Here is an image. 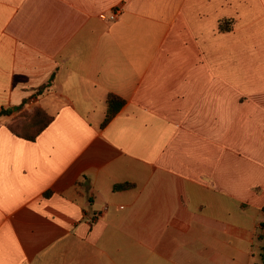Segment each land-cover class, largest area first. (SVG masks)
<instances>
[{"label": "crops", "instance_id": "0c3cea01", "mask_svg": "<svg viewBox=\"0 0 264 264\" xmlns=\"http://www.w3.org/2000/svg\"><path fill=\"white\" fill-rule=\"evenodd\" d=\"M2 110L0 264L260 263L264 0H0Z\"/></svg>", "mask_w": 264, "mask_h": 264}, {"label": "trees", "instance_id": "16d2710c", "mask_svg": "<svg viewBox=\"0 0 264 264\" xmlns=\"http://www.w3.org/2000/svg\"><path fill=\"white\" fill-rule=\"evenodd\" d=\"M218 28L220 32L230 31L232 28V22L228 20H222L219 23ZM106 104L107 112L103 124L109 122L117 114V112L124 105V101L113 94H109L107 96ZM8 114H10V111H0V117L6 116ZM51 120V116L47 115L44 111L40 109H36L32 113L22 114L20 119L9 124L8 128L13 134L22 137L26 140L33 141L48 126ZM127 187V184L117 185L114 187V190H122ZM256 241L258 243H261L259 264H264V222L261 223V231L257 235Z\"/></svg>", "mask_w": 264, "mask_h": 264}, {"label": "built area", "instance_id": "2783aa9c", "mask_svg": "<svg viewBox=\"0 0 264 264\" xmlns=\"http://www.w3.org/2000/svg\"><path fill=\"white\" fill-rule=\"evenodd\" d=\"M121 11L119 9H116L115 11L111 12L108 16L101 15L100 18L102 20H107V21H115L118 16L120 15Z\"/></svg>", "mask_w": 264, "mask_h": 264}]
</instances>
